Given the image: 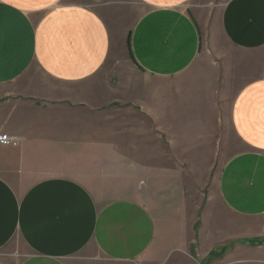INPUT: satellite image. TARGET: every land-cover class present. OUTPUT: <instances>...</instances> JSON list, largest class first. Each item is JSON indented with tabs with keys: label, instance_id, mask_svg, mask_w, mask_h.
<instances>
[{
	"label": "crops",
	"instance_id": "0c3cea01",
	"mask_svg": "<svg viewBox=\"0 0 264 264\" xmlns=\"http://www.w3.org/2000/svg\"><path fill=\"white\" fill-rule=\"evenodd\" d=\"M0 134V264L256 257L264 0H0Z\"/></svg>",
	"mask_w": 264,
	"mask_h": 264
},
{
	"label": "rangeland",
	"instance_id": "374dc122",
	"mask_svg": "<svg viewBox=\"0 0 264 264\" xmlns=\"http://www.w3.org/2000/svg\"><path fill=\"white\" fill-rule=\"evenodd\" d=\"M119 62H121L120 68L127 73L133 74V70H136V66L134 65L130 55L127 52H123L122 54H119ZM135 74V73H134ZM264 220V219H263ZM260 250L257 253L256 257H247L245 259H242L241 261H233V260H227L224 262H218L215 264H264V243L261 244Z\"/></svg>",
	"mask_w": 264,
	"mask_h": 264
},
{
	"label": "built area",
	"instance_id": "2783aa9c",
	"mask_svg": "<svg viewBox=\"0 0 264 264\" xmlns=\"http://www.w3.org/2000/svg\"><path fill=\"white\" fill-rule=\"evenodd\" d=\"M19 139L10 135L0 134V145L17 147L19 144Z\"/></svg>",
	"mask_w": 264,
	"mask_h": 264
}]
</instances>
